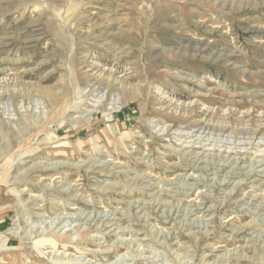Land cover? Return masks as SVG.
Masks as SVG:
<instances>
[{
	"label": "rangeland",
	"instance_id": "1",
	"mask_svg": "<svg viewBox=\"0 0 264 264\" xmlns=\"http://www.w3.org/2000/svg\"><path fill=\"white\" fill-rule=\"evenodd\" d=\"M0 264H264V0H0Z\"/></svg>",
	"mask_w": 264,
	"mask_h": 264
},
{
	"label": "bare ground",
	"instance_id": "2",
	"mask_svg": "<svg viewBox=\"0 0 264 264\" xmlns=\"http://www.w3.org/2000/svg\"><path fill=\"white\" fill-rule=\"evenodd\" d=\"M199 138V137H198ZM202 140V139H201ZM207 141V140H206ZM183 160V159H182ZM213 170V169H212ZM259 172V171H258ZM255 176V175H254ZM79 218V217H78ZM105 218V217H104ZM123 256V255H122ZM122 258V257H121ZM135 259V258H134Z\"/></svg>",
	"mask_w": 264,
	"mask_h": 264
}]
</instances>
